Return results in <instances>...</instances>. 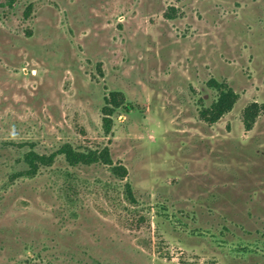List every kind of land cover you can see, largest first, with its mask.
I'll list each match as a JSON object with an SVG mask.
<instances>
[{
  "label": "rangeland",
  "instance_id": "374dc122",
  "mask_svg": "<svg viewBox=\"0 0 264 264\" xmlns=\"http://www.w3.org/2000/svg\"><path fill=\"white\" fill-rule=\"evenodd\" d=\"M215 82L238 100L209 122ZM254 102L264 0H0V264H264Z\"/></svg>",
  "mask_w": 264,
  "mask_h": 264
},
{
  "label": "trees",
  "instance_id": "16d2710c",
  "mask_svg": "<svg viewBox=\"0 0 264 264\" xmlns=\"http://www.w3.org/2000/svg\"><path fill=\"white\" fill-rule=\"evenodd\" d=\"M215 83L216 84H214V87L218 93L217 97L212 105L203 112V115L209 122H215L219 120L224 114L231 111L238 100V94L233 88L229 87L225 83ZM123 98L124 96L121 92L115 91L111 92L110 97L106 99V106L103 109V121L107 131L111 128L112 115L115 109L120 106ZM260 109H264V103L258 104L257 102H254L246 108L244 120L247 129H251L252 122L254 121ZM60 153L65 155L70 165H77L79 163L92 164L99 161H105L106 163H109L111 161L107 149L101 151L100 153H84L75 151L70 145H65L61 148ZM28 158V163L34 170L38 167L39 163L49 164L51 162V160L47 159L45 156L29 155ZM114 172L119 176H126L127 169L124 166H115ZM128 194L130 197H132V191L130 187H128Z\"/></svg>",
  "mask_w": 264,
  "mask_h": 264
}]
</instances>
